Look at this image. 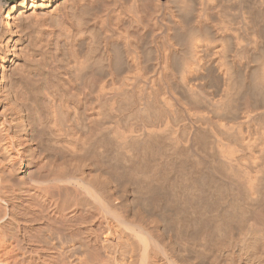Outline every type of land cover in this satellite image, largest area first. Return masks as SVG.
I'll list each match as a JSON object with an SVG mask.
<instances>
[{"label":"bare ground","instance_id":"6f19581e","mask_svg":"<svg viewBox=\"0 0 264 264\" xmlns=\"http://www.w3.org/2000/svg\"><path fill=\"white\" fill-rule=\"evenodd\" d=\"M0 264H264V0H0Z\"/></svg>","mask_w":264,"mask_h":264},{"label":"rangeland","instance_id":"374dc122","mask_svg":"<svg viewBox=\"0 0 264 264\" xmlns=\"http://www.w3.org/2000/svg\"><path fill=\"white\" fill-rule=\"evenodd\" d=\"M15 1H17V0H4V2H8L9 4H10V3H13V2H15Z\"/></svg>","mask_w":264,"mask_h":264}]
</instances>
